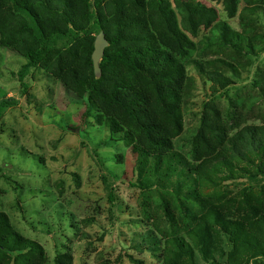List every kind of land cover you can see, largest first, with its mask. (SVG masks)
<instances>
[{"label": "rangeland", "instance_id": "obj_1", "mask_svg": "<svg viewBox=\"0 0 264 264\" xmlns=\"http://www.w3.org/2000/svg\"><path fill=\"white\" fill-rule=\"evenodd\" d=\"M263 126L264 0H0V264H264Z\"/></svg>", "mask_w": 264, "mask_h": 264}, {"label": "trees", "instance_id": "obj_2", "mask_svg": "<svg viewBox=\"0 0 264 264\" xmlns=\"http://www.w3.org/2000/svg\"><path fill=\"white\" fill-rule=\"evenodd\" d=\"M93 5L96 8H100L106 1L108 0H92ZM117 39H111L110 42L113 45H116ZM123 51V50H121ZM124 52V51H123ZM121 53V60L125 62L126 64L130 65L133 68H140V63L136 60V58H131L128 54ZM26 56L29 59V62L26 64V66L19 72V77L22 83L25 85L24 77H25V69L31 66H36L40 63L42 60V53L39 49H29L26 53ZM109 55H104L101 61V67L104 69L107 59ZM168 57H165V59ZM101 79H94L92 81V87L98 88L99 84L101 83ZM115 92H112L111 95L118 97V92L121 89H123V86L121 84H115ZM106 96L109 97V93H106ZM120 100V99H119ZM131 113L133 111L129 109ZM213 129V128H211ZM248 131L246 134L243 132H239L235 135V139L230 140L231 144V150H232V156L228 157L223 155L221 157V165L226 169L228 172H231L235 175H245L248 178H255L257 175H263L264 174V126L262 129H258L256 127H249L245 129ZM254 153L256 155L255 158H253L249 151ZM238 161L245 162L249 167H243L236 165ZM243 176V177H245ZM110 199L113 200L114 196L111 193ZM215 218L218 219L221 223L224 229H229V227H236L237 230L240 231V229L237 228V222H231V221H222L220 219V213L215 210L214 211ZM0 250H3L4 252L12 251V241L15 243H18L22 246L29 247L30 249H36L37 246L34 242L24 240L21 236H19L15 232H9L8 231V225L6 224V220L3 218H0ZM5 229V234L8 235L12 241H8V238H6L2 234V229ZM254 254L253 256H264V249H262L261 246H255L253 248Z\"/></svg>", "mask_w": 264, "mask_h": 264}, {"label": "water", "instance_id": "obj_3", "mask_svg": "<svg viewBox=\"0 0 264 264\" xmlns=\"http://www.w3.org/2000/svg\"><path fill=\"white\" fill-rule=\"evenodd\" d=\"M108 45V40L106 38V34L102 31L96 41L95 49L92 55L94 61V67L96 70H99V62L104 56L105 48Z\"/></svg>", "mask_w": 264, "mask_h": 264}]
</instances>
